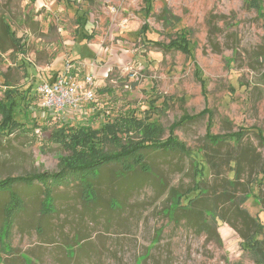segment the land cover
<instances>
[{
  "label": "rangeland",
  "instance_id": "1",
  "mask_svg": "<svg viewBox=\"0 0 264 264\" xmlns=\"http://www.w3.org/2000/svg\"><path fill=\"white\" fill-rule=\"evenodd\" d=\"M250 4L153 0L146 16L145 0H0V101L7 103L5 94L13 91L14 117L28 128L0 135V180L57 172L60 161L74 155L69 138L53 137L64 128L100 130L134 113L145 125L161 127L166 140L183 117L195 118L174 131L188 155L150 152L151 174L126 179L119 178V167H107L93 202L87 203L72 181L55 190L56 212L45 217L40 184L13 186L24 209L11 237H0V264H257L228 224L230 205L218 204L214 221L221 245L183 218L185 212L166 214L172 188L184 193L200 179L209 190L202 198L215 200L232 176L225 162L237 155L234 144L222 149L216 164L222 168L214 171L206 162L209 123L212 135L247 130L243 145L255 150L264 167L258 139V132L264 135V21ZM1 19L20 48L8 41ZM145 23L152 29L147 40L167 45L183 35L189 53L147 44L139 33ZM67 63L77 67L80 80L94 74L96 98L86 104L85 117L65 122L48 115L35 89ZM101 147L114 150L110 144ZM229 192L236 204L242 202L241 188ZM250 193L239 206L264 224L258 198H264L263 173ZM8 200L0 194V227ZM182 205L186 209L185 200ZM84 238L90 240L80 241Z\"/></svg>",
  "mask_w": 264,
  "mask_h": 264
},
{
  "label": "trees",
  "instance_id": "2",
  "mask_svg": "<svg viewBox=\"0 0 264 264\" xmlns=\"http://www.w3.org/2000/svg\"><path fill=\"white\" fill-rule=\"evenodd\" d=\"M152 2L153 0H145L146 16L151 13ZM251 4L264 21L262 1L251 0ZM261 4L262 8H260ZM1 21L4 24L3 19ZM4 30L8 34V25L4 26ZM151 31V27L145 23L139 33L146 41V36ZM13 43L17 48L19 47L15 44V41ZM147 44L160 47L164 50H176L184 54L189 53V42L183 35H177V38L171 40L167 45L152 42L151 40H147ZM201 83L205 90L206 83L202 80ZM12 93L13 91L6 92L5 100H8L7 103L0 101V115L2 117V121L0 122L1 136L3 134L10 136L22 126L26 127L25 124L19 123L14 117L17 103L15 100L13 101ZM22 98L27 99L25 96ZM206 114L207 111L202 113V115ZM210 116L212 115L210 114ZM191 120L195 121V118L183 117L179 123L170 128V135L166 140L162 139L161 135L163 132L161 127L152 124L145 125L144 121L138 119L134 113H131L130 117L126 118L119 116L110 123H106L100 130L81 125L77 129L64 128L58 131L53 136L54 139L58 140V136L69 138L70 144L68 146L73 150L74 155L70 158L62 159L57 172L29 173L0 180V194H7L9 198L8 202L3 206L0 237L2 234L6 235L7 240L11 237L14 220L24 209V203L17 193L12 190L16 184L34 186V184L38 183L42 186L43 199L41 201L40 212L45 217L54 215L56 212L55 190L70 185L72 181L78 182L87 203L93 202L98 199L95 184L98 181L101 182L100 178L101 176H105L103 171L107 167H119V178L126 179L130 174L134 175L137 172L143 175L151 174V168L146 163L150 152L188 155L189 149L178 140L174 131L185 124V122H190ZM210 127L211 124L209 123L205 140L211 147V153L207 156L206 162L214 171L222 168V166H216L222 149L234 144L237 148V155L232 157L230 161L225 162V166H228L229 173L232 176L228 177L224 182L223 190L215 200L202 198L209 195V190L202 185L203 182L200 179L196 181L192 189L184 193H180L177 189L172 188L170 190V200L172 203L167 209L166 214L174 216L177 211L185 212L183 218H187L190 224L197 227L200 233H206L210 239L216 237L221 245L222 240L214 221L217 218L218 204L230 205V208L225 211V214L230 215L232 220L228 224L238 234L242 240V246L253 255L257 264H264V224L239 206L251 197V188L255 184L259 173H263L264 181V167L262 164L259 166L260 157L256 154L255 150L243 145L247 130L229 135H212L210 134ZM25 129L28 130L27 127ZM258 139L260 144L264 146V135L261 132H258ZM104 144H110L114 147V150L104 151L105 149L101 147ZM64 145L67 146L66 144ZM258 166L260 169L257 168ZM195 171L197 174L198 169H195ZM239 188H241L244 197L240 204H236L235 196L229 190L238 191ZM194 194H196L195 197L191 198ZM258 198L264 207V198L260 196ZM183 200L186 201V209L182 205ZM82 240L90 239L84 238L80 241ZM0 246L2 249V240H0Z\"/></svg>",
  "mask_w": 264,
  "mask_h": 264
},
{
  "label": "built area",
  "instance_id": "3",
  "mask_svg": "<svg viewBox=\"0 0 264 264\" xmlns=\"http://www.w3.org/2000/svg\"><path fill=\"white\" fill-rule=\"evenodd\" d=\"M74 68L73 64L67 63L53 80L42 81L36 88L41 107L52 119L74 121L78 114L84 115L82 110L86 109V104L96 98L94 74L80 80L79 74L73 73Z\"/></svg>",
  "mask_w": 264,
  "mask_h": 264
},
{
  "label": "crops",
  "instance_id": "4",
  "mask_svg": "<svg viewBox=\"0 0 264 264\" xmlns=\"http://www.w3.org/2000/svg\"><path fill=\"white\" fill-rule=\"evenodd\" d=\"M3 21H4V24L2 23V21H1V23H2L4 26H5V25H8V24H6V21H5L4 19H3ZM8 27H9V25H8ZM7 35H8V37L10 36V37L8 38V39H9V40H8L9 42H12V44H14L13 41H15V44H16V45H19V44H20V43H19V40H18V39L16 40V35L14 34L13 31H11L10 27H9V32H8ZM18 38H19V37H18ZM5 40H6V39H5ZM6 41H7V40H6ZM76 68H77V67H75L74 70H73L74 73H77V72H78V71H76ZM54 77H55V75L52 77L51 80H53ZM49 81H50V80H49ZM35 90H36V89H35ZM82 112L84 113V115H79V114H78V116H80V118L85 117V113H86V112H87V114H88L87 109L82 110ZM72 114H73V113H72ZM87 114H86V115H87ZM73 115H76V114H73Z\"/></svg>",
  "mask_w": 264,
  "mask_h": 264
}]
</instances>
